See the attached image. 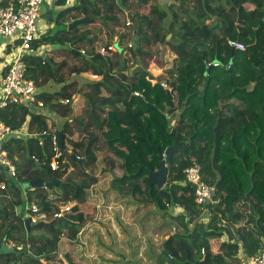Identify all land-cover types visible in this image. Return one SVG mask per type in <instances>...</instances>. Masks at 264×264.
<instances>
[{"label":"trees","instance_id":"obj_1","mask_svg":"<svg viewBox=\"0 0 264 264\" xmlns=\"http://www.w3.org/2000/svg\"><path fill=\"white\" fill-rule=\"evenodd\" d=\"M157 2L76 0L63 8L65 0H57L60 9L54 11V22L58 29H49L32 41L33 48L65 46L58 53L65 52L75 62L72 73L90 71L99 79L87 81L89 94L79 95L83 109L74 126L84 136L77 141L68 138L64 129L68 122L47 131L42 121L45 116L36 107L0 108L1 119L13 129H19L29 116L31 133L26 138L10 135L4 141L16 177L0 172V182L7 185L0 193L9 195L0 207V244L12 241L30 246L28 250L14 248L21 252L18 259L14 252H0V261L43 264V260H53L60 236L66 232L69 239H75L92 219L95 206L87 202L84 191L89 183L65 180L63 175L72 162L79 178L95 182L97 178L86 172V165L95 159L100 138L110 153L104 158L111 166L119 159L123 170L112 178L111 189L136 203H152L177 227L164 240L158 264H236L242 260L239 249L246 257L264 246V0H173L165 7ZM144 7H148L147 13ZM250 8H254L253 14H249ZM121 13L126 14L124 20ZM81 17L101 19V23L67 29L72 20ZM122 23L132 29L126 45L121 44L123 34L114 39ZM230 39L238 40L244 49L233 48ZM158 44L167 46L175 59L156 76L148 65L152 60L162 65L160 57L153 55L158 54ZM110 45L116 50L102 55L100 48ZM48 59L43 53L25 59L26 76L37 86L61 78L65 60L56 64L50 55ZM75 85L73 80L59 91H38L36 96L43 106L67 117ZM59 97L69 102L60 104ZM58 132L67 134L65 143L72 145L71 153L61 149L59 168L51 170V139ZM176 134L179 148L166 162V183L159 187L149 173L159 169V155L174 144ZM66 155L70 163H65ZM193 162L198 163L202 179L215 184L213 203L200 205L194 200V187L184 178L185 168ZM36 178L58 179L55 195L49 197L45 187L23 188ZM25 200L40 203L49 215L68 201L76 203L62 217L49 216L27 230L24 214L15 211ZM223 236L226 238L217 241L214 251L211 240ZM170 241L187 242L194 251L192 258L179 259L167 247ZM66 258L69 264H76L69 253Z\"/></svg>","mask_w":264,"mask_h":264},{"label":"rangeland","instance_id":"obj_2","mask_svg":"<svg viewBox=\"0 0 264 264\" xmlns=\"http://www.w3.org/2000/svg\"><path fill=\"white\" fill-rule=\"evenodd\" d=\"M158 1L157 3H159L161 5V7H165L166 5H168L170 3V0H156ZM76 2V0H71V4L70 5H61V7L65 8V7H69L74 5ZM144 11L147 13L148 12V7H144L143 8ZM52 18L50 20H52L53 23V27L50 29H58L57 26H55V12L52 13ZM126 14L125 13H121V17L124 20L125 19ZM41 23H44V25H42ZM47 21H45L43 18H39L37 21V25H38V29H39V35H41L42 33H44L45 31L49 30L48 28L46 29V27L48 26ZM45 29V30H44ZM91 32V30H89ZM94 31V30H92ZM100 34L102 33V29H99ZM93 33H97V32H93ZM123 34V37L121 39V44L122 45H126L130 43V38L132 36V29L129 26H125L124 23L121 24L120 27L116 28V35H115V40L118 38V35ZM167 38V36H166ZM171 35L167 38V40H170ZM46 45V44H45ZM45 45H39L37 48L40 49L41 47L45 46ZM155 48L158 50V54L154 53V58H158L160 57V62L161 64H158L156 61H151L148 65V69L151 73H153L154 75H159L161 73L164 72L165 67H168L170 65H172V63H174V59H175V54H173L172 52H170L169 48L166 46H164L163 44H158L157 46H155ZM9 56L12 55L13 53V49H11ZM66 57H68V55H65ZM62 60V59H61ZM59 60V61H61ZM66 60V59H65ZM58 61V62H59ZM69 61V60H68ZM159 62V63H160ZM73 62H69V67H72ZM76 73H72L71 68H66V72H65V76L64 77H70L71 75H75ZM80 76L81 78L79 79V83L77 84L78 89H76L74 92H72V98L70 101L71 106L73 108V111H75V108L77 107L76 105L79 103L80 101V96L79 95H88V88L85 85L87 81L89 80H97L99 79L98 77L93 76V74H91L90 71L83 73L81 75H77ZM75 76V77H77ZM83 77V78H82ZM78 79V77H77ZM79 108H80V104H78ZM75 107V108H74ZM78 109V108H77ZM75 113H72L71 115H68L66 117V121L68 122L65 125V128H67V132L70 135H73V137L70 138L71 141H75L78 138L82 137V135H78V133H80L76 128L77 126H74L75 123V116H73ZM28 116H26L24 119L26 120ZM24 123V121H23ZM45 127L47 131H52L53 128H48V126L45 123ZM63 127V126H62ZM78 131V132H76ZM93 132V131H92ZM80 140V139H79ZM72 143V142H70ZM99 143V141H98ZM97 143V144H98ZM105 140L104 138H100V146L95 148L94 151V155H95V159L92 161V164H88L86 165L87 169H88V173L90 175H92L93 177H96V181L98 180V178H104L106 175L109 176L108 178V185H106L105 182H101L97 189L95 190L94 188L91 189H87V186L85 187V199L88 200V203H94L93 199H91L92 197H95V200L97 203L99 204H119L121 206H117V210H115L114 216H109L107 215L105 212H101V214L97 213V215L99 216V219L95 222L97 223L96 226L98 228V230H93L91 233H88L87 236H84L85 239H89V244L93 245L94 247L90 248V250H93L94 254H96L97 259H95L93 261V264H98V261L101 264L107 263L106 262V256L107 253L111 252V250H113L114 259H117V261H121L119 258L122 257L123 262L126 261V264H136V263H141V261L145 262L146 264H158L157 262V257L155 259H153V257L151 258H146L144 259V256L147 251H145V249H148V255L149 254H155L156 256L160 253L161 251V246L162 244H165V239H169L170 236L177 230L176 225L172 222V220L168 217V215H166L167 213L160 211L158 209H156V207L152 204V203H144V202H139L136 203L130 196H124V195H119L117 192H115L113 189L110 190V186L109 183L111 181V179L115 176H119L122 174L123 170L121 167V161L117 158H115L114 164L111 166L109 164V160H107L108 158H104L105 155L110 154L106 148V146L104 145ZM71 144L70 147L67 151L70 152V148H71ZM71 153V152H70ZM108 153V154H107ZM80 155H82L81 151L79 153ZM105 154V155H104ZM71 155V154H70ZM109 157V155H108ZM65 163H70L68 161L67 155L65 156ZM77 169L74 168L73 163L71 162L69 167L67 168V170L64 172V179L65 180H71V178H74V180H80L83 179L85 181V184L87 183H93V181L89 180L86 177H82L79 178V175L76 174ZM98 176H97V175ZM87 189V191H86ZM80 190H78L79 192ZM89 191V192H88ZM110 191H114L112 195H110ZM92 192V194H91ZM98 198H97V197ZM88 198V199H87ZM9 199V195L5 194L4 196L0 197V207H3L5 205V202L8 201ZM76 203V202H75ZM27 204V205H26ZM56 204V202H54V205ZM75 205V204H74ZM73 205V206H74ZM28 206V200L24 201V203L22 204V207H20V209L18 208V206L15 207V211L18 213H22L24 214L26 211V208ZM19 209V211H18ZM119 209V210H118ZM121 214L124 215V218H121ZM114 217V220H113ZM9 220V219H8ZM112 220L115 221V225L116 226H122L123 224L125 226H123L124 229V233L123 231H121V229H119L118 227L114 226L112 223ZM4 223H6L7 221H3ZM122 223V225L120 224ZM99 224V225H98ZM117 228V230H116ZM138 228V231H137ZM90 231V228H87L84 232H88ZM139 233V234H137ZM141 233V234H140ZM91 234V235H90ZM89 235L91 236L90 238ZM110 235H114L117 238L118 241L116 243H114L111 238ZM125 235L128 236V238H125ZM96 237V238H95ZM225 236H223L222 238H224ZM115 239V240H116ZM165 240V241H164ZM213 241H216V239H212ZM67 243H69L67 241ZM66 243V244H67ZM119 243V244H118ZM66 244L62 245L65 246ZM138 245V246H135ZM167 247L173 251H175V253H177V256L179 259H191L192 255H193V250L191 248V246L187 243V242H176V241H170V243L167 244ZM135 249H138L137 252H135ZM154 249V251H153ZM66 251V248L64 247L62 252ZM68 251V250H67ZM66 251V254L68 253ZM90 252V251H89ZM19 253L18 251H14V258L18 259L19 258ZM65 255V254H63ZM186 255V256H185ZM70 256L72 257L73 255L70 254ZM66 257V255H65ZM148 257V256H147ZM67 259V258H66ZM5 260V259H2ZM1 260V261H2ZM151 260V262H149ZM0 261V263H1ZM85 262H87L86 264H88V260H85ZM1 264H6V262L1 263ZM14 264V263H12ZM90 264V263H89ZM166 264V262H165Z\"/></svg>","mask_w":264,"mask_h":264},{"label":"built area","instance_id":"obj_3","mask_svg":"<svg viewBox=\"0 0 264 264\" xmlns=\"http://www.w3.org/2000/svg\"><path fill=\"white\" fill-rule=\"evenodd\" d=\"M1 1L3 0H0V36L8 38L11 41L9 48L10 50L13 49V53L0 73V108L9 105H23L29 109L43 107V102L37 99L36 96L38 93L36 83L26 76L25 59L28 55H33L36 52V48H33L31 44L33 40L39 37L37 21L44 0H4L6 1L4 5L1 4ZM70 4L71 0H65V5ZM228 43L238 50L244 49V45L238 40L230 39ZM115 50L116 47L110 45L108 49L101 47L100 53L107 55L110 51ZM93 76L97 77V75ZM162 84L170 90L166 83L163 82ZM135 94H138V92H135ZM57 102L67 104L69 99L59 97ZM17 133L18 129H13L0 117V172L3 171L7 176L13 178L16 177V166L9 157L3 143L10 135ZM42 133L45 134L46 131H42ZM51 140L54 154L49 166L51 170H56L59 168V158L63 154L59 147L56 133L52 135ZM184 178L186 182L193 185L194 200L197 204L206 205L214 202L215 184L205 182L202 179V173L197 162H193L185 168ZM6 187L5 182H0V190L3 191ZM29 188L34 189V187L30 186ZM54 195V191H50L49 197H53ZM1 196H3L2 193H0ZM71 206V204L67 203L49 215L47 212L41 210L40 203L29 201L24 213L25 216L23 215L22 219L24 220L25 217H29L30 223L34 224L39 220L49 219V216L62 217L63 211L68 210ZM6 245L18 250L22 248L28 250L30 246L29 244H16L12 241H9ZM239 255L242 260L236 264H264V246L246 257L240 249Z\"/></svg>","mask_w":264,"mask_h":264},{"label":"crops","instance_id":"obj_4","mask_svg":"<svg viewBox=\"0 0 264 264\" xmlns=\"http://www.w3.org/2000/svg\"><path fill=\"white\" fill-rule=\"evenodd\" d=\"M59 9L60 8H59V5H57V0H44L43 4L41 6L39 18H43L45 21L49 22L48 23V26L46 27V29L47 28L48 29L52 28L53 27V23H52V20L46 19L45 18V15H47V17L50 14L53 15L52 13L54 11H56V10H59ZM253 12H254V8H250L249 14H253ZM41 24L44 25V23H41ZM114 39H115V37H114ZM10 42L11 41L8 38H4V37H1L0 36V73L2 72L3 66L11 58V56H9V54H10V52H9L10 51V48H9L10 47ZM60 48L61 49H65L66 47L65 46H61V45H58V44H46L45 46L41 47L40 49L36 48V52L34 54H42L43 53L47 57H48V55H50L52 57L53 61L56 64H58V63H60V62H62L63 60L66 59L65 60L66 65L63 68H61V70H60V76H61V78H59L58 80L50 79V81L47 84H44V85L42 84V85L37 86V90L39 92L40 91H47V92H56V91H59L61 89V86L64 83H69V82H71L73 80L76 81V85L74 86V88L71 89V91L74 92L76 89H78L77 84L80 82L79 81V79L81 78L80 76H77V74H75L74 76L71 75L68 78L67 77H64L65 76V72H66V68H71V67H69V62L70 63L73 62V64L75 62L72 60V58L70 56L66 57L65 56L66 55L65 52L58 53L59 52L58 49H60ZM59 60H61V61H59ZM75 76H77L78 79ZM78 104H80V108H79ZM78 104L76 105L77 106L76 108L74 107L75 108V111H73V108H72L71 111H70V113L68 115H71L72 116V113H75L73 116L76 117V116H78L82 112V109H83L82 108L83 107L82 104L83 103L81 101H79ZM35 111L44 114L45 118L42 121L44 123H46V125L48 126V128H53V129L54 128H62V126L65 124L66 117L65 116H61L58 111L54 110L53 108H50L49 106L36 107L35 108ZM28 120H29V116L27 117L26 120L24 119V123H22V126L18 129V133L17 134H12L11 136H14L15 135L16 137H24V138L30 136L31 133H29V130L27 128ZM64 129L66 131L68 130L67 128H64ZM78 131L80 132V130H78ZM78 131H76V132H78ZM65 135L67 136L66 133H65ZM78 135L80 137L81 133H78ZM82 136H84V135H82ZM71 137H73V135H70L69 134L68 135V138L70 139ZM79 139H82V137L78 138L77 140H79ZM77 140H75V141H77ZM86 172H89L88 169H87V167H86ZM108 178H109V176L106 175L104 178H98V180L95 181V182H93V183L90 182L88 184L87 189L89 188V189L92 190L94 188L96 190L97 187H98V185L101 182H105L106 185H108L107 184L108 183ZM110 183H111V181H110ZM110 183H109V186H110ZM87 189H86V191H87ZM110 190H111V188H110ZM113 192L114 191H110L109 192L110 195H112ZM91 194H92V192H91ZM24 199H25V197H24ZM91 199H93V202H94V203H92V205L95 206V212L93 214L92 219L88 220V222H86L81 227V229L77 233V237L75 239H69L67 237V235H66L67 233L64 232L60 236V238H59V241H58V244H57L56 253H55L56 254L55 255V258L53 260H49V261L48 260H43L42 261L43 264H69V262L67 261V259L65 257L67 250H68L67 252L69 254L73 255L71 258H72V261L74 263H76V264H86L87 262H85V260H88V262L90 264H93V261L95 259H97L96 254H94L93 250H90V248H92L94 246L91 245V244H89L90 243L89 242V239H87V238L85 239L84 236H87L88 233H91L95 229L98 230V228L96 226L97 223H95L99 219V216L97 215L98 211H99L100 214L103 211L107 215H109V216L112 217V216H114V213L113 212H115V210H117V207L115 206L117 204L114 205V203H113V204H105V205H103V204L97 203L96 200H95V197H92ZM67 203H69V204H71L73 206L75 204V201H68ZM117 206H121V205L118 204ZM18 211H19V209H18ZM120 217L121 218H124V215L121 214ZM113 220H114V217H113ZM113 220H112V223H113L114 226H116L115 225V221H113ZM120 224L122 225V223H120ZM123 226H125V225L124 224L122 226H119L118 225L116 227H118L119 229H121V231H123V233H124L125 231L123 229ZM87 228H90V231L84 232ZM116 230H117V228H116ZM137 231H138V228H137ZM137 234H139V233H137ZM90 235H89L88 238L91 237ZM110 238H111V240L114 243H116L118 241L117 239H119V238L116 239V237L114 235H110ZM125 238H128V236L125 235ZM225 238L226 237H224V238L221 237L220 239H216V241L211 240V247H212V249L214 251H217V249H218L217 241L223 240ZM67 241L69 243H67ZM64 244H66V245L65 246H62ZM135 246H138V245L135 244ZM64 247L66 248V251L62 252V250H63ZM137 250L138 249H135V252H137ZM145 251H147L145 255H147L148 257L147 256H144V259L151 258V257H153V259H155L157 257L155 254H149L148 255L147 254L148 253V249H145ZM153 251H154V249H153ZM239 251H240V249H239ZM63 254H65V255H63ZM91 255H93V256H91ZM113 256H114V253H113V250H111V252L107 253V256H106V259H105L107 263H104V264H126L125 263L126 261L123 262V260H122V257L123 256L119 258L121 261H117V259H114ZM4 262H5V260H2L1 261V263H4ZM149 262H151V260ZM98 264H101V263L98 261ZM136 264H146V263L143 262V261H141V263H136Z\"/></svg>","mask_w":264,"mask_h":264},{"label":"water","instance_id":"obj_5","mask_svg":"<svg viewBox=\"0 0 264 264\" xmlns=\"http://www.w3.org/2000/svg\"><path fill=\"white\" fill-rule=\"evenodd\" d=\"M45 18L50 20L52 18V15H45ZM92 23H101V19H93V18H76L74 20H72L68 25H67V29H73L76 26H80V25H86V24H92ZM170 36V34L167 35V38ZM166 38V39H167ZM114 45L117 47L118 43L115 42ZM233 48H232V52H233ZM76 53L78 51H75ZM45 59H48L47 56H45ZM178 134L175 135L174 137V144L171 146H168L164 153H161L159 155V169L156 171H151L149 173V178L159 187H162L165 183H166V179H167V167H166V162L169 160V158L171 157V155L179 148V141H178ZM57 141L59 144V147L61 149H69L68 146L65 143V133L63 132H58L57 133ZM37 163V162H36ZM38 164V163H37ZM57 182H59L58 179L55 180H49V181H43L39 178L36 179H32L29 182L25 183L23 185V188H27L28 186L30 187H45L46 189L52 191L53 187L55 186V184H57ZM25 216V215H24ZM24 226L25 228L28 230L30 226H32V223H30V219L29 217H25L24 218ZM15 250L8 247L5 243V241H2L0 244V252L4 253V254H8V253H12Z\"/></svg>","mask_w":264,"mask_h":264}]
</instances>
